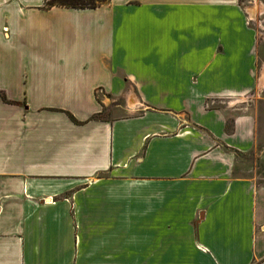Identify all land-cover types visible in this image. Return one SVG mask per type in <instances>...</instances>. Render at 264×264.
<instances>
[{
  "label": "crops",
  "instance_id": "0c3cea01",
  "mask_svg": "<svg viewBox=\"0 0 264 264\" xmlns=\"http://www.w3.org/2000/svg\"><path fill=\"white\" fill-rule=\"evenodd\" d=\"M44 3L0 0V264H264L238 0Z\"/></svg>",
  "mask_w": 264,
  "mask_h": 264
},
{
  "label": "rangeland",
  "instance_id": "374dc122",
  "mask_svg": "<svg viewBox=\"0 0 264 264\" xmlns=\"http://www.w3.org/2000/svg\"><path fill=\"white\" fill-rule=\"evenodd\" d=\"M240 6L245 10L248 14V18L251 19L250 24L257 29L258 33V41L259 45H264V0H238ZM258 83L257 88L262 89L260 85V80L262 76V72L264 70V62L258 63ZM263 91H259L258 89L255 92V97L251 99V97L246 98L245 103H255L264 101V93ZM104 98L101 97L100 100ZM228 104L234 105L233 103H238L237 101H217L218 107H227ZM250 103V104H251ZM115 109V108H114ZM117 116L119 115L117 112L112 111L111 108H105L103 114L100 118L107 117V116ZM231 120L229 119V127H230ZM261 130L263 136L260 137L259 144L257 148L253 150L249 154H235L236 157V166L234 175L236 177H243L249 178L255 182L257 186V192L259 197V211L260 214L264 216V119L261 120ZM258 233L263 235L264 234V220L261 221L258 225Z\"/></svg>",
  "mask_w": 264,
  "mask_h": 264
},
{
  "label": "trees",
  "instance_id": "16d2710c",
  "mask_svg": "<svg viewBox=\"0 0 264 264\" xmlns=\"http://www.w3.org/2000/svg\"><path fill=\"white\" fill-rule=\"evenodd\" d=\"M110 1L111 0H45L43 8L46 10H51L53 8L76 10L97 9L108 4Z\"/></svg>",
  "mask_w": 264,
  "mask_h": 264
},
{
  "label": "bare ground",
  "instance_id": "6f19581e",
  "mask_svg": "<svg viewBox=\"0 0 264 264\" xmlns=\"http://www.w3.org/2000/svg\"><path fill=\"white\" fill-rule=\"evenodd\" d=\"M260 85H261L262 87H264V70H263V72H262V76H261V80H260Z\"/></svg>",
  "mask_w": 264,
  "mask_h": 264
},
{
  "label": "built area",
  "instance_id": "2783aa9c",
  "mask_svg": "<svg viewBox=\"0 0 264 264\" xmlns=\"http://www.w3.org/2000/svg\"><path fill=\"white\" fill-rule=\"evenodd\" d=\"M247 15H248V14H247ZM249 21L251 22V19H250V18H249ZM101 94H103L102 91H98V92H97V95H101Z\"/></svg>",
  "mask_w": 264,
  "mask_h": 264
}]
</instances>
